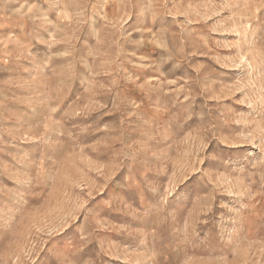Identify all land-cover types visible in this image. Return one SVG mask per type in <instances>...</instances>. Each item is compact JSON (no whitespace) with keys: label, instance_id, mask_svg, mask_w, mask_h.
I'll return each mask as SVG.
<instances>
[{"label":"rangeland","instance_id":"1","mask_svg":"<svg viewBox=\"0 0 264 264\" xmlns=\"http://www.w3.org/2000/svg\"><path fill=\"white\" fill-rule=\"evenodd\" d=\"M0 264H264V0H0Z\"/></svg>","mask_w":264,"mask_h":264}]
</instances>
